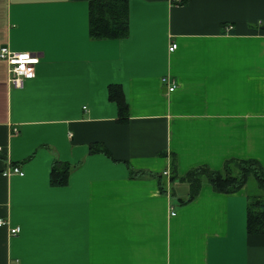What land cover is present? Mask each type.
<instances>
[{"label":"crops","instance_id":"obj_1","mask_svg":"<svg viewBox=\"0 0 264 264\" xmlns=\"http://www.w3.org/2000/svg\"><path fill=\"white\" fill-rule=\"evenodd\" d=\"M178 1L126 0L125 35L93 38L86 0H0V47L39 58L20 88L0 60V264H264L246 185L186 202L180 181L229 158L264 173V0Z\"/></svg>","mask_w":264,"mask_h":264},{"label":"trees","instance_id":"obj_2","mask_svg":"<svg viewBox=\"0 0 264 264\" xmlns=\"http://www.w3.org/2000/svg\"><path fill=\"white\" fill-rule=\"evenodd\" d=\"M88 3V28L93 38L122 37L127 29V4L126 0H86ZM188 0H179V4H185ZM108 99L113 101L117 109V120L124 122L127 118V106L123 100L118 86L108 87ZM91 144L90 151H102L108 154L106 149L96 148ZM170 157L169 179L173 181L175 176V160ZM67 163L54 161L49 170L48 183L50 186H64L71 170ZM136 173L135 171H133ZM141 174V172H137ZM249 178L259 190L264 191V173L259 163L253 159L229 158L224 161L220 170H211L205 165H198L187 170L180 181L188 185L186 202L195 198L202 181L210 184L215 192L232 193L246 185ZM248 200L246 211V230L248 233H264V202Z\"/></svg>","mask_w":264,"mask_h":264},{"label":"built area","instance_id":"obj_3","mask_svg":"<svg viewBox=\"0 0 264 264\" xmlns=\"http://www.w3.org/2000/svg\"><path fill=\"white\" fill-rule=\"evenodd\" d=\"M174 48L175 44L171 43L168 46V51H172ZM23 56H27L28 60H22L21 58ZM0 60L6 65L7 83L13 88L22 87L24 80L32 78L34 76V67L39 62L38 56L34 53L13 52L8 50L5 46L0 47ZM32 61H35V63ZM29 71H31L30 76L28 75ZM161 82L165 84L168 92H171L175 88V85L172 82H169L166 77H162ZM3 174H17L21 176L23 173L19 167L13 166L10 169L4 170ZM163 174H166V172H163ZM171 214H173V212ZM5 225L6 222L0 219V227ZM7 229L10 235L18 233L19 230L17 226L8 227Z\"/></svg>","mask_w":264,"mask_h":264},{"label":"rangeland","instance_id":"obj_4","mask_svg":"<svg viewBox=\"0 0 264 264\" xmlns=\"http://www.w3.org/2000/svg\"><path fill=\"white\" fill-rule=\"evenodd\" d=\"M246 191L248 198L251 197V202L253 203L255 200H258L260 202H264V191L259 190L256 185L253 182L252 178H249L247 184H246Z\"/></svg>","mask_w":264,"mask_h":264},{"label":"snow or ice","instance_id":"obj_5","mask_svg":"<svg viewBox=\"0 0 264 264\" xmlns=\"http://www.w3.org/2000/svg\"><path fill=\"white\" fill-rule=\"evenodd\" d=\"M21 59L27 61L28 57L27 56H23ZM32 62L35 63V61H32ZM28 75L29 76L31 75V71H29Z\"/></svg>","mask_w":264,"mask_h":264},{"label":"clouds","instance_id":"obj_6","mask_svg":"<svg viewBox=\"0 0 264 264\" xmlns=\"http://www.w3.org/2000/svg\"><path fill=\"white\" fill-rule=\"evenodd\" d=\"M19 83V82H18Z\"/></svg>","mask_w":264,"mask_h":264}]
</instances>
